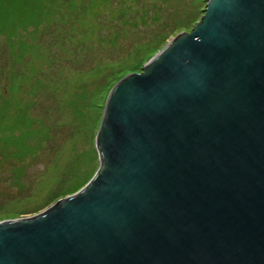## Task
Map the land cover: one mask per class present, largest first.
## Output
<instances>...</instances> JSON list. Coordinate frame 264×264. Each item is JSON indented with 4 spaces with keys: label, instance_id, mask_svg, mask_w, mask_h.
<instances>
[{
    "label": "water",
    "instance_id": "1",
    "mask_svg": "<svg viewBox=\"0 0 264 264\" xmlns=\"http://www.w3.org/2000/svg\"><path fill=\"white\" fill-rule=\"evenodd\" d=\"M172 41L112 90L93 179L0 222V264H264V0Z\"/></svg>",
    "mask_w": 264,
    "mask_h": 264
},
{
    "label": "rangeland",
    "instance_id": "2",
    "mask_svg": "<svg viewBox=\"0 0 264 264\" xmlns=\"http://www.w3.org/2000/svg\"><path fill=\"white\" fill-rule=\"evenodd\" d=\"M106 1L112 10L128 6L124 0ZM144 1V5L129 4L132 14L127 16L126 24L129 26L135 21L136 26L111 30L117 32L120 39L99 57L65 47L67 32L72 30L70 24H44L69 21L68 13L85 17L83 26L79 25L83 29L87 28L88 20L98 24V14L90 12L95 0H13L7 3L6 14L26 16L24 23L29 26L24 32L23 26L12 24L13 20H0V30H4L0 34L8 38L0 35V95L9 84L7 79L14 61L11 49L23 51L24 39L35 40L37 48L31 50L35 58L18 67L31 75L44 64L42 78L50 87L38 95L29 114L33 120L19 125L17 137L12 140L7 139L12 123L5 120L8 110L0 117V222L46 210L75 193L79 174L88 175L99 169L96 138L115 85L128 74L140 72L174 38L191 31L205 15L208 4V0ZM98 3L102 4L101 0ZM156 14L158 19H153ZM107 22L108 30L111 24L116 25L112 20L107 19ZM119 24L122 17H117ZM167 27H171L172 32L164 35ZM82 35L89 36V33ZM42 45L45 46L43 51ZM95 46L102 47L100 43ZM49 59L50 67L46 68ZM115 72L116 84L113 79L109 82ZM123 72L127 75L120 79ZM23 88H27L26 83ZM27 99L23 89L14 100L25 102ZM97 109L98 115L95 114ZM14 112L11 111L10 116ZM97 116L98 122L91 125ZM17 169L21 171L20 179L15 175Z\"/></svg>",
    "mask_w": 264,
    "mask_h": 264
},
{
    "label": "trees",
    "instance_id": "3",
    "mask_svg": "<svg viewBox=\"0 0 264 264\" xmlns=\"http://www.w3.org/2000/svg\"><path fill=\"white\" fill-rule=\"evenodd\" d=\"M11 1L13 0H0V20H4V18L11 19L13 20L12 24H19L23 26L24 32H25V30L29 26V25L26 26L24 23L26 20V16H23L21 14H14V15L6 14V11H5L6 5L7 3ZM96 2L98 3V0H95V2H93L95 7L92 8L90 12L98 14V19H99L98 24L93 23L92 20L91 22L88 20L86 22L87 28L83 29L80 26H83V24L85 23L84 22L85 17H83L81 14H73V13H68L69 21L68 20H56L55 22H48L44 24L45 25L56 24V25H64V26H66V24H70L72 27V30L67 32L68 36H66V40H68V42L64 43L66 44L65 47L77 48L78 51L81 50L82 52L94 53L96 57H99L104 52L112 49L117 44L118 40L120 39V36L117 35V32H113L111 30H114L115 28L126 29L129 26H136L135 21H132L131 25L129 26L126 24L128 22L127 16L129 15L130 17L132 14L130 12L131 6L129 4L136 2L138 4L144 5L145 1L144 0H124V3L128 4V6L127 7L124 6L122 9H119V10H112L106 0H101V3L103 5L100 3L97 4ZM102 6H105V8H103ZM146 9H147V14H148L149 9L147 7ZM117 17H122V24L117 25ZM107 19H109L110 21L112 20V22L116 23V25L111 24L112 27L108 26L110 30H108L106 26V24H109V22H107ZM153 19H158V15L155 16ZM2 31L4 30H0V33ZM154 31L155 30H153V32ZM171 32H172V28L167 27L165 29L164 35L166 34L169 35L171 34ZM83 33H89V36H86V35L83 36L82 35ZM0 35L6 37L5 34H0ZM34 42L35 40L29 41L27 39H24L23 51L21 52L14 51L13 47L11 46L12 47L11 55L14 61L12 63V70L7 79L9 80V84H8V88H4V93L0 95V117H3V114H5V110H8V114L5 117V120L8 122L9 121L12 122L11 128H10L11 132L8 134V137H7L8 140H12L13 138L17 137L16 131L19 125L21 124L25 125L30 120H33V118L30 117L29 114L35 102L37 101L38 95L40 94L41 91H46L50 87V85L44 82L42 78V75L44 74V70H43V67L45 66L44 64L41 65L40 67L41 70L36 69L34 73H32L31 75L27 74V71L21 68L28 61L33 62V58H35L34 56L35 52H32L31 50L34 48H37V45H35ZM95 43H100L102 47L95 46ZM41 48L43 51V49H45V46L42 45ZM67 48L65 50H67ZM41 55L43 56V54ZM47 61L48 62H47L46 68L50 67L49 66L50 59ZM18 65H21V67H18ZM12 73H14V75ZM126 75L127 74H124L123 72L119 77L120 79H122ZM18 77L19 79H17ZM109 79H110L109 82L113 79L112 81H116L115 82L116 84L117 83V72L113 73V75ZM25 80L27 82H25ZM24 83L27 84V88H23ZM23 89L28 99L25 102L24 100L22 101L14 100L15 97L20 93V91L22 92ZM90 106L92 105L90 104ZM14 110L15 112L11 113V116H10V112ZM95 112H96L95 114L97 115L100 113L99 109L95 110ZM22 172H26V170H23ZM20 173L21 171L17 169L15 173L17 179H20L22 177ZM94 174L95 172H92L88 175L79 174V177H77L78 182L74 187L76 188L75 191H78L79 189L84 187L92 179Z\"/></svg>",
    "mask_w": 264,
    "mask_h": 264
},
{
    "label": "bare ground",
    "instance_id": "4",
    "mask_svg": "<svg viewBox=\"0 0 264 264\" xmlns=\"http://www.w3.org/2000/svg\"><path fill=\"white\" fill-rule=\"evenodd\" d=\"M175 39V38H174ZM173 42V41H172ZM172 44V43H171ZM162 54V53H161ZM160 56V55H159ZM158 56V57H159ZM156 59V58H155ZM154 61V60H153ZM97 115V114H96ZM98 122V116L96 117V119H93L91 122V125H96V123Z\"/></svg>",
    "mask_w": 264,
    "mask_h": 264
}]
</instances>
